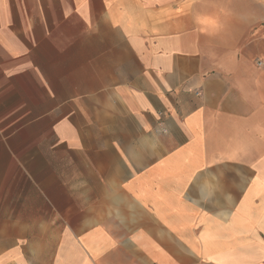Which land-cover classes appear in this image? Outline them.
<instances>
[{
  "label": "crops",
  "instance_id": "1",
  "mask_svg": "<svg viewBox=\"0 0 264 264\" xmlns=\"http://www.w3.org/2000/svg\"><path fill=\"white\" fill-rule=\"evenodd\" d=\"M258 27L264 0H0V264H264Z\"/></svg>",
  "mask_w": 264,
  "mask_h": 264
},
{
  "label": "rangeland",
  "instance_id": "2",
  "mask_svg": "<svg viewBox=\"0 0 264 264\" xmlns=\"http://www.w3.org/2000/svg\"><path fill=\"white\" fill-rule=\"evenodd\" d=\"M257 30L259 31V33H258L259 43H255V44H258L259 49L262 52V55H264V27H258ZM257 61H261L264 63L263 59H260V60L256 59L255 62H257ZM262 65L263 64H261V66Z\"/></svg>",
  "mask_w": 264,
  "mask_h": 264
},
{
  "label": "built area",
  "instance_id": "3",
  "mask_svg": "<svg viewBox=\"0 0 264 264\" xmlns=\"http://www.w3.org/2000/svg\"><path fill=\"white\" fill-rule=\"evenodd\" d=\"M258 66H261V63H258Z\"/></svg>",
  "mask_w": 264,
  "mask_h": 264
}]
</instances>
